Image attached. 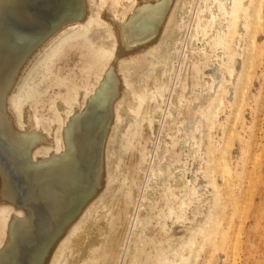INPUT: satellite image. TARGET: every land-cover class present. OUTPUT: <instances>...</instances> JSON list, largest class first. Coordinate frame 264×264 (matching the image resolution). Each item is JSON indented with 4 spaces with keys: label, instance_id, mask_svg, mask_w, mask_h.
<instances>
[{
    "label": "bare ground",
    "instance_id": "6f19581e",
    "mask_svg": "<svg viewBox=\"0 0 264 264\" xmlns=\"http://www.w3.org/2000/svg\"><path fill=\"white\" fill-rule=\"evenodd\" d=\"M141 1L47 0L27 51L0 29V264L239 253L264 0Z\"/></svg>",
    "mask_w": 264,
    "mask_h": 264
},
{
    "label": "rangeland",
    "instance_id": "374dc122",
    "mask_svg": "<svg viewBox=\"0 0 264 264\" xmlns=\"http://www.w3.org/2000/svg\"><path fill=\"white\" fill-rule=\"evenodd\" d=\"M42 1H43V5L38 6V5L34 4V1H32V0H10V1L0 0V29H2L1 31L4 32L2 34V45H4L5 47L10 45V44H12V46L13 45L16 46L14 49L15 53L17 51L18 52L24 51V49L26 51L29 50V47L32 45V43L28 42L26 44H23V42H24L25 37H26L25 35L28 34L27 33L28 30H30V28H31L30 25L27 23L30 16L33 17L34 20L43 21L41 19V15H43V14H48L50 16L53 15V14H50V13H52L51 10L44 7V6H46L47 0L46 1L42 0ZM136 1L140 2V0H136ZM9 2H10V4H9ZM11 2L14 3L15 5L13 6V4ZM141 2H144V0H142ZM4 6L6 9L4 8ZM42 6H43V8H42ZM13 7H15V8L13 9ZM9 9L10 10L13 9V10L10 11ZM16 10L21 12V14H19L20 16L18 15ZM11 13L16 14V15H14L15 18L13 17V15ZM183 15H185V12L181 15V17H183ZM17 44H20V46ZM216 66H217V63H214V64L210 65L208 70L213 71V70H215ZM263 88H264V82H263L262 87H261V99L259 100L260 103L257 105L258 110L255 108L254 116H256V117L254 119L253 114H252V116L248 120V122L251 121V126L253 127V131H252L253 133L251 132V141L253 140L254 142L252 141V143H250L251 144L250 150L253 152L249 151L247 156L251 155L252 158H250V159H249V157L247 158V162L249 160H251V161L249 162L250 164L248 163L249 165L247 164L249 167L247 165H245V169L247 168L246 171H250V170L252 171L253 170L254 172L252 171L253 172L252 173L250 171V173H251L250 174L249 172L244 171L245 173L243 174L242 179L244 180L245 177L247 178V176H248L249 180L248 179H246V180H248L250 182H252V181H254V182H252L253 184L251 183L250 185L247 186V185H244V184H248L244 180L243 185H242L244 190H243L242 194L239 195L241 197L244 196L243 197L244 201H241V208H238V210H240L239 212L241 214L243 213L242 214L243 217L248 216L247 217L248 219H246V218L244 219L241 216L242 218L241 217H240L241 219L238 218V221H237L238 225L240 224L239 226L244 229V230H241V233H240L241 238L244 241H243L242 245L240 246V248H237L240 250V251L238 250L239 253L235 254L233 257V254H230V252H229L228 256L222 260V264H264V191H263L264 184H261L264 181V175H263L264 174V146H262L263 148L260 147V145H264V135H263L264 134V132H263L264 131V96H262L264 94ZM74 106H77L76 107L77 109L73 108V110H72L73 113H71V116L73 114L74 115L78 114V112H80V109H82L81 112L83 111V108L80 106V104H79V107H78V103L75 104ZM261 110H262V112H261ZM257 111H258V113H257ZM251 118H253V119H251ZM255 120H256V122H255ZM258 144H259V147H258ZM255 145H257V146H255ZM253 154H257L261 157L257 156V158H256V155L254 157ZM184 156H185L184 158L186 160L185 161L186 169L189 168L186 172V176L189 179L190 175L192 176L191 171H193V167H194V166L193 167H191V166L195 165V163H193V161H191V158H189V156H187V155H184ZM253 158H255V159H253ZM258 159H259V161H258ZM252 161H257V162H253L252 163L253 166H252V164H251ZM256 163H258L259 166ZM190 167L192 169H190ZM248 168H249V170H248ZM260 171L263 173H260ZM246 173L248 175H246ZM250 175H252L253 180H252ZM259 177L261 180L260 184H259V182H260ZM244 186L245 187L247 186V187L245 188ZM248 187H250V189H248L249 191L246 190ZM259 187H260V189H259ZM233 191H235L234 193H236V187L235 186L233 187ZM245 195H247L246 196L247 198L245 197ZM159 198L161 199V194L158 192L156 194L155 199H157V201H159L160 200ZM249 201L252 203V205L248 208L247 203ZM153 203H154V205L157 204L156 201H154ZM244 204H246V205H244ZM243 206L246 210L249 209L248 210L249 213L247 211H246L247 213L245 212V209L243 208ZM242 208L244 209V212H242L243 211ZM241 209H242V211H241ZM241 224H242V226H241Z\"/></svg>",
    "mask_w": 264,
    "mask_h": 264
}]
</instances>
